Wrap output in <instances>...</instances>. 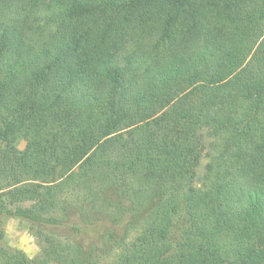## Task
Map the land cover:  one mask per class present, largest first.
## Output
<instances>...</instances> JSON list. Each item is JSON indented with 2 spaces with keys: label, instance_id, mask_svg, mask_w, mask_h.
I'll use <instances>...</instances> for the list:
<instances>
[{
  "label": "trees",
  "instance_id": "trees-1",
  "mask_svg": "<svg viewBox=\"0 0 264 264\" xmlns=\"http://www.w3.org/2000/svg\"><path fill=\"white\" fill-rule=\"evenodd\" d=\"M122 258L264 264V0H0V264Z\"/></svg>",
  "mask_w": 264,
  "mask_h": 264
},
{
  "label": "rangeland",
  "instance_id": "rangeland-1",
  "mask_svg": "<svg viewBox=\"0 0 264 264\" xmlns=\"http://www.w3.org/2000/svg\"><path fill=\"white\" fill-rule=\"evenodd\" d=\"M25 139L21 138L17 142V147L22 149L25 146ZM34 199L31 197L23 201L22 206L29 213L38 214L34 208ZM2 226L4 230V244L22 249L29 257L40 251V241L38 237L39 227L35 222L19 216L3 215ZM64 227L60 228L64 232ZM118 264H137L132 259L122 258Z\"/></svg>",
  "mask_w": 264,
  "mask_h": 264
}]
</instances>
